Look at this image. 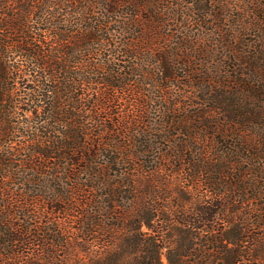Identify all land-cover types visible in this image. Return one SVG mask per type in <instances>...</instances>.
I'll use <instances>...</instances> for the list:
<instances>
[{"label": "rangeland", "instance_id": "374dc122", "mask_svg": "<svg viewBox=\"0 0 264 264\" xmlns=\"http://www.w3.org/2000/svg\"><path fill=\"white\" fill-rule=\"evenodd\" d=\"M45 1L49 7L60 5V9H50L57 15L62 13L56 22L59 23V19L64 21L65 18L72 21L58 24L61 29L73 31L69 36L85 34L86 23L83 22L82 30L77 32L74 15L68 16L69 12L75 11V5L70 11L68 4H63L62 0ZM156 1L152 0L148 4L147 13L144 11L135 18L131 17L130 9L118 7L110 15V33L108 30L103 32L106 34L107 31L110 40L92 49L96 52L94 57L100 61V72L104 77L111 78L115 84H119V79L123 78L128 83L127 90L109 92L105 85L95 83L87 84L85 88H95L87 92L86 99L90 106L96 104L93 116L97 123L96 119L91 120L92 113H84V120L88 119L87 126L91 128L87 142L94 144L97 149L93 152L96 155L93 160L97 163L93 171H102L101 166L106 165L111 156L118 158L120 162L114 163L112 170L119 172L118 175L126 174L118 180L120 185L130 176L133 181L127 187L131 190L135 187L141 197L131 205L124 207L123 203V208L113 209L115 214L106 226L113 228L117 225L118 230L100 232L97 230L100 229L98 222L77 215L78 209L84 212L88 208L83 206L87 196H95L90 203H103L106 199H100L99 189L89 192V187L97 185V180L93 178L94 172L85 171L86 161L71 168L64 165L66 159H52L48 161L50 167H37L41 160L34 156L37 145H33L26 137L33 134L32 130L26 128V123L35 120L37 126H42L37 121L40 115L36 114V106L40 103L25 102L30 96L24 95L25 88L37 89V79L27 77L19 80L13 84L15 92L7 96L11 101L10 106L15 104L17 107L16 102L22 101L19 110L17 107L18 115L12 119L14 123L0 122V138L5 136V131L12 134L14 126L19 130V134L13 136L14 143L8 144L4 138L0 142V264H86L91 259L99 262L97 258L108 251L101 245L90 246L84 240L80 241L82 246L76 243L77 237L82 234L78 231L79 223L83 224L85 231L88 230V235L113 240V257L122 252L119 247L115 250L118 242L121 239H134L137 233L142 239L141 245L151 249L153 242L154 247L157 246L160 264H171L168 256L177 259L180 250L174 240L176 229L181 226L179 220L186 217L198 219L201 217L198 205L206 204L204 207L210 211L217 208L213 207L216 203L224 216L214 218L215 229L212 231L192 226L195 236L193 253L196 256L183 264H228L227 258L232 261L237 258V264H264V197L256 199L259 192H264V159L258 161L257 167H249L243 177L245 180L255 178L257 189L260 190H250L248 201L238 197L232 202L230 195L236 193L238 196V192L231 189L232 183L236 185L237 182L229 176L233 157L227 152L234 150L228 142L236 139V136L233 137L230 132L232 127H227L223 116L211 113L198 118L204 108L201 105L204 99L198 90L193 89L194 77L215 76L216 71L223 76L226 72L224 56L229 54L230 49L222 45L214 47L222 43V38L225 45H230V36L235 31V35L239 31L240 36L253 42L258 38V31L254 27H247L250 24L258 26V19L255 18L262 17L264 0H213L205 11L200 9L203 4L199 0ZM86 4H80L82 15ZM92 8H95L90 14L93 21L100 19L103 9L99 6ZM253 11L256 16L252 14ZM149 18H152L151 21ZM40 28L44 29L45 26L41 25ZM39 33L42 38L45 36L43 31ZM72 43L67 46L69 52L73 53L71 60L76 62L80 47ZM82 51L79 58L84 59V48ZM160 55L167 59L168 65L176 72L175 78L163 80L162 75H158L157 61ZM10 64L21 66L27 71L32 69L18 56H11ZM122 66H131L136 73L131 74L129 70L132 68L123 70ZM111 70L123 76L112 78L108 75ZM76 71L78 73L77 68L73 70ZM144 72L149 75L145 76ZM228 85L231 87L227 92H236L233 83ZM7 109V106L4 107V112ZM194 114L197 117L190 118ZM186 117H189L187 121ZM204 117H208L207 120L213 125L209 132L214 136L209 133L204 135L197 129L203 126ZM134 118L138 121L136 125L133 123ZM242 133L246 140L252 136L243 129ZM219 138H223L224 145L213 143V139ZM100 146L104 147L98 150ZM92 150L91 147V153ZM235 153L239 157L245 155L243 151ZM58 163L61 165L59 168L55 166ZM211 164L226 172L223 182L215 186L216 192L207 191L206 186L197 180L200 168L207 169ZM241 185L243 190L246 185ZM241 185L239 183L237 186ZM221 191V196L217 197ZM202 199L203 204L200 203ZM69 204H78L80 207H73L74 211L68 212ZM95 208L99 210L98 206ZM150 210L156 213L152 225L159 233L146 223H139L134 229L128 223L132 219L140 220L139 214ZM64 211L65 215H58ZM97 217L102 218L100 214ZM230 218L232 222L228 221ZM71 221L75 223L70 224ZM222 235L224 240L218 243L212 241L216 236L222 238ZM240 238L243 239L236 241ZM142 251L141 247L136 257L142 255ZM213 252H218V258L214 260L211 257ZM142 256L147 260L149 255ZM134 257L129 254L120 263L131 264Z\"/></svg>", "mask_w": 264, "mask_h": 264}, {"label": "trees", "instance_id": "16d2710c", "mask_svg": "<svg viewBox=\"0 0 264 264\" xmlns=\"http://www.w3.org/2000/svg\"><path fill=\"white\" fill-rule=\"evenodd\" d=\"M212 1L213 0H199V2L203 4L200 5V9L205 11L206 7H208ZM46 2L45 0H0V36L4 37L0 38V122L7 123L8 121V124L12 122V119L18 115L17 107L19 110L22 105V101H19L16 102L17 107H15V104L10 106L11 101L7 96L15 92L13 84L18 83L19 80H25L27 77L37 79V89L31 90L25 88L24 90L25 96H30V98L33 96L32 100L28 98L25 102L36 101L40 103L36 106V114L40 115V121H37L39 124H42V126H37L38 124H36L35 120L26 123V128L33 131V134H28L26 137L29 138L33 145H37L34 149V156L39 157L41 160L37 167H50L48 161L52 159H66L67 162L64 165L71 168L86 161L88 163L84 166V169L91 173L94 172L93 170L97 166L96 161L93 160L96 156L93 152L97 149H95L94 144L87 142L91 135V128L89 129L87 126L88 119L84 120V113L88 111V113H92L91 120L96 119V117H94L96 104L90 106L86 99L87 92L94 91L95 88H85H87V84L94 85L95 83L105 85L109 88V92H117L118 90H127L126 86H128V83H126L123 78H118L119 84H115L111 78L106 79L104 77L101 73L100 61L94 57L96 52L92 49L95 45L99 46L110 40L107 36V31L106 34H103V32L104 30H108V33H110V29L108 28L112 22L110 15L114 14L118 7L130 9L131 17L135 18L141 13H144V11L145 13L149 11L148 4L152 3V0H100L98 3H93L92 0H62L63 4H68L70 11L75 5V11L69 12L68 16H71V14L72 16L74 15V23L78 27L77 32L82 30L83 22L86 23L85 34L75 37L69 36L73 31L61 29L59 27L62 23H72V21L65 18L64 21L59 19L58 23L55 20L60 14L62 15V13L60 12L57 15L55 12L50 11V9H60V5L56 4L55 7H49V4ZM82 2L87 3L83 8V15L80 7ZM70 3H72V6H70ZM156 3H159V0L156 1ZM93 6H99V8L103 9L101 10L103 11L101 18L94 21L90 15L93 13L91 11L95 9L92 8ZM207 14L208 13L205 15ZM252 14L256 16V12L253 11ZM127 15L129 14L127 13ZM263 16L264 12L261 18H255L258 19L257 27L252 24L247 27L252 29L254 27L258 31L259 36L257 39H254V42L253 40H248L240 36V34H238L239 31L235 35V31L234 34L230 36L232 39V41L229 42L230 45L228 43V45L223 44L224 38L221 39L222 43L219 42L217 45H214L215 48L218 47V45H222L230 49L229 54L224 56L226 58L224 59L226 72H224L223 76L222 74L219 75V71H216L217 74H215V76L213 74L212 76L206 75L207 77L197 76L193 78V89L196 91L198 90L201 97L204 99L201 104L204 108L203 111L199 112L198 118H202L204 114L207 116V114L211 113L223 116L227 127H232L230 132L233 137L236 136V139L228 142L230 146L232 145L234 147V150L230 149L231 151L227 152L233 157L231 166H229V176L232 181L237 182L236 185L232 183L231 186L234 192H238V196H236V193L230 195L232 202L238 197H242L244 201H248V199H250V190H255L256 192L260 190V188L257 189V180L255 178L245 180L243 177L245 173L249 171V167H257L258 163H260L258 161L264 159ZM151 19L152 18H149L148 20L151 21ZM200 20L204 21L203 19ZM41 25H44L45 28L41 29ZM40 31L45 33L43 38L39 33ZM5 32L6 34H4ZM72 41L74 43H72ZM69 43L80 47L78 50L79 56L80 53L82 54V49L84 48V59L78 56L76 62L71 60L73 58V53L69 52L67 46ZM11 56L22 58V62L31 66L30 68L32 69L27 71L21 66H12L10 64ZM128 56L129 55L126 57ZM134 57H136V55ZM83 65L84 68L82 67ZM157 66L159 68L158 75L161 74L163 80L176 77V72L168 65L165 57L159 56ZM122 67L123 70L132 68L131 66ZM75 68L78 69V73L77 71L73 72ZM123 70L117 69L119 72ZM117 71L111 70L108 75L112 76V78L123 76V74L117 75ZM129 71L131 74L136 73L133 68ZM106 72H108V70ZM144 73L145 76L149 75L147 72ZM97 77H100L99 80H95ZM87 79L89 80L88 82L86 81ZM227 83H233L236 92H227V90H229L228 88L231 87ZM81 88H83L82 92H80ZM206 103H209V105L207 106ZM6 106L8 109L4 112V107ZM89 107L90 109H88ZM195 115L196 114L190 118H196L197 116ZM187 119H189V117L185 118L186 121ZM207 119L208 117H204V122L201 124L203 126H198L197 129H200V133L204 135L209 133L214 136L213 133L209 132V129H211L213 125ZM95 123H97V119ZM133 123L136 125L138 121L134 118ZM181 124H183V122ZM58 127H63L66 130L59 129ZM242 129L248 134H252L249 140L243 139ZM222 131V133H225V130ZM15 134H19V130L16 126L13 128L12 134L5 131V136H1V138L8 140V144H12L14 143L13 136ZM1 138L0 142L2 141ZM222 139H213V143L224 145ZM140 143H143V141ZM91 147L93 148L92 153L90 152ZM103 147L100 146L98 150ZM105 147L107 148V145ZM227 149L229 148L227 147ZM234 151L237 153L243 151L245 155L242 157L236 156L237 154ZM119 162L120 160L118 158L111 156L108 158L107 164L101 166L103 169L102 171L92 174L93 178L97 180V185L89 187V192L99 189L100 199L104 198L106 202L90 203L89 201L94 200L95 196L89 195L86 198L87 202L83 203V206L88 208L85 209L84 212L82 209H78L77 211V215L81 214L82 217H86V219L94 223L98 222L97 226L100 225V229L97 230L100 232L118 230L119 228L116 227L117 225L113 228L106 226L107 221L115 214L113 209L115 207L123 208V203L125 204L124 207L131 205L141 197L139 196V191H137L135 187L132 188V190L127 187V185L133 181L130 176L126 177V179L124 178L125 181L123 185H120L121 182L118 180L123 176L125 177L126 174L121 173L118 175L119 172H114V170H112V165ZM55 166L58 168L61 167L60 163L55 164ZM222 169L223 168L212 164L208 165L207 169L200 168L198 171V183L206 186L207 191L216 192L215 186L220 185L226 175V172L221 171ZM214 172H216V174H214ZM215 175H218V178H215ZM239 183L240 185L241 183H245L246 187L242 190V185L241 187L237 186ZM240 192L242 193L239 195ZM221 194L222 191L217 197L221 196ZM260 197H264V192H259L256 199ZM200 203H204L203 199L200 200ZM204 205H198V213H201L200 218L193 219L186 217L183 220H179L181 226L176 229V238H174V240L176 239V245L181 252L179 250L177 259H173L170 255L168 256L171 264H183L196 256L193 253L195 236L192 232V226L197 229L212 231L215 229L213 225L214 218L216 216H224L223 210L217 203L213 204V207L217 206V208H213L210 211L206 210ZM96 206L99 207V210H96ZM73 207L78 208L80 205L69 204L67 208L68 212L70 210L74 211ZM0 214H2V212H0ZM65 214L66 211L60 212L58 215ZM99 214L102 217L101 219H97ZM139 215L141 217L140 220L132 219L128 222L132 225V228L136 227L139 223H146L150 229L154 230L152 220L156 217V213L150 210L147 213L141 212ZM228 221L232 222L231 218L228 219ZM71 223L73 224L75 222L71 221L70 224ZM101 224L103 225L101 226ZM79 225L78 231H80L84 237L81 234L80 237H77L76 243L82 246L80 241L84 240L86 243H90L88 244L90 246L91 244L101 245V247H105V251H108V253L97 258L99 262L91 259L86 264H121L120 262L129 254L135 256L131 264H160L157 255L158 250L156 251L157 246L154 247L155 244H153V242L151 244V249L146 248L145 245H141L142 239L137 233H135L134 239L128 238L126 241L121 239L115 250L119 247L122 252L113 257L111 256V245L114 244L113 240L110 238L106 239L100 236H93V234L88 235L89 232L88 230L85 231L83 224L79 223ZM241 239L243 238L236 239V241H241ZM187 240L189 243H187ZM222 240H224L223 235L222 238L216 236L212 239V241L216 243ZM141 247L143 248L142 255H149L147 260L143 258L142 255L136 257L141 252ZM216 253L218 252H213L211 256L213 260L218 258ZM223 255L222 257H224ZM235 259L236 260L232 261L233 259L228 260L227 258V261H229L228 264H230V262L237 264L239 261L237 258ZM197 263L199 262L197 261Z\"/></svg>", "mask_w": 264, "mask_h": 264}]
</instances>
